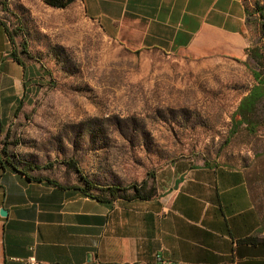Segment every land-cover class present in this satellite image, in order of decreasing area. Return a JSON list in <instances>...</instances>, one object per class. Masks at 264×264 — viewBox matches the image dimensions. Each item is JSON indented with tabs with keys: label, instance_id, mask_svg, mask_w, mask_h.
<instances>
[{
	"label": "rangeland",
	"instance_id": "374dc122",
	"mask_svg": "<svg viewBox=\"0 0 264 264\" xmlns=\"http://www.w3.org/2000/svg\"><path fill=\"white\" fill-rule=\"evenodd\" d=\"M245 2L250 49L260 51L262 64L251 55L236 61L132 52L79 7L1 0L22 56L39 66L31 108L1 144L6 157L34 176L79 186L84 177L95 195L118 188L121 196L143 181L157 193L156 176L181 160L229 164L246 169L264 209V100L251 126L233 118L257 85L253 72L264 75V0Z\"/></svg>",
	"mask_w": 264,
	"mask_h": 264
},
{
	"label": "crops",
	"instance_id": "0c3cea01",
	"mask_svg": "<svg viewBox=\"0 0 264 264\" xmlns=\"http://www.w3.org/2000/svg\"><path fill=\"white\" fill-rule=\"evenodd\" d=\"M69 7L132 52L240 61L251 47L245 0ZM7 18L0 10V264H25L32 254L39 264H264V209L244 168L181 160L156 176L154 198L100 201L78 185L29 179L6 164L1 144L31 108L39 68L22 56Z\"/></svg>",
	"mask_w": 264,
	"mask_h": 264
},
{
	"label": "trees",
	"instance_id": "16d2710c",
	"mask_svg": "<svg viewBox=\"0 0 264 264\" xmlns=\"http://www.w3.org/2000/svg\"><path fill=\"white\" fill-rule=\"evenodd\" d=\"M45 1L50 7L56 8V9H66L68 8L72 3L76 2L77 0H43ZM248 9V8H247ZM249 13V12H248ZM261 16L264 18V14L261 13ZM263 33H264V22H263ZM26 53V52H25ZM248 55L258 57L260 60L258 62H263V55L260 53V51L257 49H249ZM262 64V63H261ZM254 77L257 81V85L252 88L250 93L245 96L237 109V111L234 113L233 118L236 116L239 117L240 122L238 126L245 124L247 127L251 126V121L253 120V116L256 114L257 108L259 104L264 100V75H262L261 72H253ZM251 132H254L255 126H252V129H249ZM1 154L6 158V164H8L13 170L24 174L27 178H35L32 177L31 171H33L32 168H25L21 167L18 161L7 158V151L6 148H3L1 150ZM72 168H76L75 165L72 163L69 165ZM77 172L80 174V170L76 169ZM41 178V177H36ZM47 181L51 183H59L53 179L47 178ZM83 185H81V189L86 194L100 200V201H114L117 199H142V200H149L156 196V189L154 186L149 185L148 181H143L141 184L132 185L129 190H126L127 193L125 195L121 196L119 195L120 189L118 188H109L106 194H99L95 195L92 190L94 186L90 181H88L86 178H82ZM79 186V185H78ZM132 193H128V192Z\"/></svg>",
	"mask_w": 264,
	"mask_h": 264
},
{
	"label": "built area",
	"instance_id": "2783aa9c",
	"mask_svg": "<svg viewBox=\"0 0 264 264\" xmlns=\"http://www.w3.org/2000/svg\"><path fill=\"white\" fill-rule=\"evenodd\" d=\"M25 264H39L36 256L34 254H32L27 261L25 262Z\"/></svg>",
	"mask_w": 264,
	"mask_h": 264
},
{
	"label": "water",
	"instance_id": "95a60500",
	"mask_svg": "<svg viewBox=\"0 0 264 264\" xmlns=\"http://www.w3.org/2000/svg\"><path fill=\"white\" fill-rule=\"evenodd\" d=\"M4 212H6V211H4ZM4 212H1V213H4Z\"/></svg>",
	"mask_w": 264,
	"mask_h": 264
}]
</instances>
